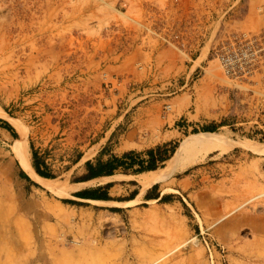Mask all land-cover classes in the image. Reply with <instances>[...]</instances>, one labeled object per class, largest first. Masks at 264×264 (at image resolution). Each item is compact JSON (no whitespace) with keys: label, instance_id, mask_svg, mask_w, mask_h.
I'll return each instance as SVG.
<instances>
[{"label":"rangeland","instance_id":"obj_1","mask_svg":"<svg viewBox=\"0 0 264 264\" xmlns=\"http://www.w3.org/2000/svg\"><path fill=\"white\" fill-rule=\"evenodd\" d=\"M235 31L264 36V0H0V118L18 134L0 130V264H264V57L229 80L213 52ZM139 117L155 133L128 143ZM119 121L103 159L174 154L76 181ZM33 150L47 186L22 176ZM110 182L109 200L73 195Z\"/></svg>","mask_w":264,"mask_h":264},{"label":"trees","instance_id":"obj_2","mask_svg":"<svg viewBox=\"0 0 264 264\" xmlns=\"http://www.w3.org/2000/svg\"><path fill=\"white\" fill-rule=\"evenodd\" d=\"M0 127L7 128L13 132L14 137H17L18 134L15 128L7 121L0 118ZM206 131H215L214 127L207 126ZM177 147V142L175 144L164 143L157 145L155 147L149 148L145 151H135L130 150L124 152L122 155L111 154L109 158L103 159L102 155L107 151V146L101 151L100 155L96 158L95 161H87L86 168L87 174L82 178L76 181L89 180L101 176H111L117 173V171H122L126 174L129 173H142L151 170H156L160 167L165 161L170 159L175 152ZM32 164L35 170L46 178H53L54 176L45 170H41L39 163H43L44 160L40 159L37 155V152L33 150L32 152ZM22 176L29 181L31 178L27 173L23 172ZM113 186V183H107L104 186H99L96 188H90L85 190H80L75 192L73 195L82 198V199H92V200H109L111 196L109 195V190ZM157 185H154L156 188ZM148 198L149 194L147 195ZM168 196H163L161 199H166ZM155 198H160V193L155 196ZM66 203H75L73 199H63Z\"/></svg>","mask_w":264,"mask_h":264},{"label":"built area","instance_id":"obj_3","mask_svg":"<svg viewBox=\"0 0 264 264\" xmlns=\"http://www.w3.org/2000/svg\"><path fill=\"white\" fill-rule=\"evenodd\" d=\"M263 39L262 34L235 31L214 47V56L229 80L243 83L260 71L264 57ZM165 109L167 111L170 107L166 106Z\"/></svg>","mask_w":264,"mask_h":264},{"label":"crops","instance_id":"obj_4","mask_svg":"<svg viewBox=\"0 0 264 264\" xmlns=\"http://www.w3.org/2000/svg\"><path fill=\"white\" fill-rule=\"evenodd\" d=\"M134 54H135V50L133 51V50H130L129 51V53L127 54V56H126V58H131V57H133L134 56ZM141 58H143L145 55V51H142L141 53L140 52H138L137 53ZM206 56V54H204V52L202 53V55L200 56V58L202 57V59L204 58ZM199 58V59H200ZM201 59V60H202ZM200 60V61H201ZM198 61L199 60H197L196 62L198 63ZM199 61V62H200ZM196 63V64H197ZM199 64V63H198ZM201 66V65H200ZM132 66L130 65V64H128L127 65V68L129 69V68H131ZM192 67L193 66H191L190 68H189V71H188V74H190V73H192L193 72V70H192ZM198 67H196L194 70H196ZM186 84L187 83H185L183 86H182V88L183 87H185L186 86ZM184 110V109H183ZM5 111V110H4ZM8 115H10V113H8L7 111H5ZM11 116V115H10ZM153 120H157L158 119V117L155 115V114H153L152 115V117H151ZM8 119V118H7ZM120 119V118H119ZM11 125H12V122H10V120L8 119L7 120ZM189 121V120H188ZM124 122V121H123ZM123 122H121V121H119L117 124H115L113 127H112V129L108 132V136H103L101 139H100V141L97 143V145H100V148H99V150L98 151H96V149H94L95 147H92V148H90L85 154H84V156H82V160L83 161H86V160H88V159H90L95 153H96V156H98V155H100V153H101V151L106 147V145H107V142H108V140H110L111 139V137L113 136V134L117 131V127H119V125H121V124H123L124 125V123ZM0 130H1V133H3V135L7 138V139H14V135H13V132L11 131V130H9V129H7V128H4V127H0ZM136 132L137 134H136V137L133 139V140H129L128 139V137L130 136V134L131 133H133V132ZM16 132H17V130H16ZM155 132H154V127L152 126V125H150V121L149 120H146V119H143L142 117H139V118H135L134 120H132L130 123H129V125H128V128H127V130L123 133V134H121V136L122 137H125L126 138V141H128V143H129V141H133V142H131V143H134L136 140H138L139 139V141L140 140H144V139H146V138H148V137H152L153 136V134H154ZM114 137V136H113ZM112 137V138H113ZM111 142H112V140H111ZM110 142V143H111ZM96 145V144H95ZM108 148H109V146H107V148H106V150H108ZM34 149H38V146H35L34 147ZM41 148H39V150H40ZM91 150H95V152L90 156V157H88V158H86L85 159V157H86V155L91 151ZM110 153H116V155H118V153L116 152V150L115 149H110V151H109ZM39 154H41V152L39 153ZM111 155V154H110ZM105 156V155H104ZM81 160V159H80ZM45 163H47V162H45ZM39 165V167H40V169L41 170H45V171H50L51 169L50 168H48V165H46V164H44V163H39L38 164ZM22 171L23 172H25L23 169H22ZM26 173V172H25ZM20 178V180H23V177H19Z\"/></svg>","mask_w":264,"mask_h":264},{"label":"bare ground","instance_id":"obj_5","mask_svg":"<svg viewBox=\"0 0 264 264\" xmlns=\"http://www.w3.org/2000/svg\"><path fill=\"white\" fill-rule=\"evenodd\" d=\"M207 141V138L206 137H201L199 139H196L194 140L193 142V145H201V144H204L205 142ZM198 160L200 159H196V160H193L191 163L187 164V166H184L182 167L181 169H185L186 167H188L189 165H191L192 163H195L197 162ZM23 169L25 170V172L34 180L36 181L37 183L41 184L42 186H47L48 183L42 179L35 171H34V168H33V164L31 163H28L27 161L24 162L23 164ZM113 176H108V177H99V178H96L98 180H100L101 182L103 181H108L110 179H112ZM96 179H92L91 181L93 180H96ZM85 183V182H84ZM81 186H83V182L82 183H75L74 186H73V189L74 190H78Z\"/></svg>","mask_w":264,"mask_h":264}]
</instances>
